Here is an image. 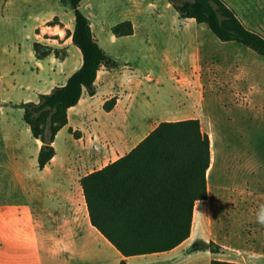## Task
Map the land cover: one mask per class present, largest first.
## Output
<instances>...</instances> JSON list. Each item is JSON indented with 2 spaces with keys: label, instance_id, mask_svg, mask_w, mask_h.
Here are the masks:
<instances>
[{
  "label": "rangeland",
  "instance_id": "obj_1",
  "mask_svg": "<svg viewBox=\"0 0 264 264\" xmlns=\"http://www.w3.org/2000/svg\"><path fill=\"white\" fill-rule=\"evenodd\" d=\"M225 2L264 36V0ZM79 8L101 27V45L113 59L123 66L128 62L127 71L135 76H151L145 85L153 96L156 89L163 91L150 111L152 121L176 112L185 94L184 107L199 105L203 132H213L211 201L225 204L219 218L226 229L220 233L233 235L225 258L264 264V56L219 39L205 23L181 17L169 0H83ZM56 16L74 27V11L61 0H0V201L20 196L12 163L27 177L35 175L36 139L23 119L22 103L39 101L34 43H50L37 30ZM125 20L133 22L136 33L115 36L112 26ZM53 45L67 49L72 60L81 54L72 40ZM164 62L171 63L170 73ZM133 87L142 88L138 82ZM139 129L145 132L147 126Z\"/></svg>",
  "mask_w": 264,
  "mask_h": 264
},
{
  "label": "crops",
  "instance_id": "obj_2",
  "mask_svg": "<svg viewBox=\"0 0 264 264\" xmlns=\"http://www.w3.org/2000/svg\"><path fill=\"white\" fill-rule=\"evenodd\" d=\"M85 15L102 47L103 30L90 15ZM53 19L44 21L37 30L38 37L50 42L40 43L46 47L42 48L45 51L41 56L34 51L38 62V94L64 85L83 63L82 53L72 60L67 49L61 51V46L53 45L71 41L74 29L59 17V23L49 24ZM128 64L100 67L94 83L95 94L84 91L79 102L68 109L67 124L58 131L53 142L55 155L43 168L38 164L42 142L35 138L37 165L32 166L33 178L27 177L22 166L12 163L20 196L0 201V264H119L123 259L128 264H211L213 259L244 264L225 258L233 235L229 233L226 238L220 233L226 229V221L219 218L225 204L221 200L211 201L210 184L215 182L210 178L216 166L212 130L207 132L211 140V162L206 173L208 195L206 199L196 200L191 234L182 243L168 251L124 256L91 223L82 177L103 168L110 162L107 159L112 162L129 153L160 122L201 117L198 104L184 107V101L189 100L185 94L181 103H176V112L165 113L152 121L150 111L156 107L158 95L163 91L156 89L158 95L153 96L150 85H145L153 81L152 77H144V73L135 76L127 71ZM169 66L170 62H164L168 73ZM135 82L142 86L138 91L133 87ZM162 105L166 109L169 104ZM142 124L147 126L145 132L139 129ZM200 241H213L225 253L199 248Z\"/></svg>",
  "mask_w": 264,
  "mask_h": 264
},
{
  "label": "trees",
  "instance_id": "obj_3",
  "mask_svg": "<svg viewBox=\"0 0 264 264\" xmlns=\"http://www.w3.org/2000/svg\"><path fill=\"white\" fill-rule=\"evenodd\" d=\"M81 1L61 0L74 11L70 35L81 50V67L64 85L39 94L38 102L22 103L24 121L32 136L42 142L41 168L55 155L53 142L67 124L68 109L79 102L84 91L95 94L101 66L119 65L95 39L89 18L79 8ZM169 1L181 17L205 23L219 39L237 41L264 56V36L249 29L225 0ZM58 21L56 16L49 24ZM112 32L132 35L134 25L125 20L115 24ZM34 48L41 56L40 49L46 47L35 42ZM210 162V137L198 118L160 122L129 153L81 178L91 223L124 256L173 249L191 234L196 200L207 198ZM198 245L214 252L220 248L213 241ZM119 264L128 262L123 259ZM211 264L238 263L213 259Z\"/></svg>",
  "mask_w": 264,
  "mask_h": 264
},
{
  "label": "bare ground",
  "instance_id": "obj_4",
  "mask_svg": "<svg viewBox=\"0 0 264 264\" xmlns=\"http://www.w3.org/2000/svg\"><path fill=\"white\" fill-rule=\"evenodd\" d=\"M214 154H215V153H214ZM214 158H215V157H213V159H214ZM213 163H214V162H213ZM211 166H213V165H211ZM198 207H199V205L197 206V210H199ZM196 212L198 213V211H196Z\"/></svg>",
  "mask_w": 264,
  "mask_h": 264
}]
</instances>
